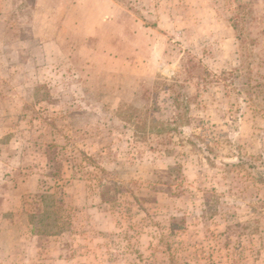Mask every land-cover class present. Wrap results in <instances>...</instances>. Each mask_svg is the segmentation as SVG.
<instances>
[{"label": "rangeland", "instance_id": "obj_1", "mask_svg": "<svg viewBox=\"0 0 264 264\" xmlns=\"http://www.w3.org/2000/svg\"><path fill=\"white\" fill-rule=\"evenodd\" d=\"M0 264H264V0H0Z\"/></svg>", "mask_w": 264, "mask_h": 264}, {"label": "trees", "instance_id": "obj_2", "mask_svg": "<svg viewBox=\"0 0 264 264\" xmlns=\"http://www.w3.org/2000/svg\"><path fill=\"white\" fill-rule=\"evenodd\" d=\"M192 69H193V65H192ZM176 103L178 102L176 101ZM52 197L53 196L51 194L46 192L32 195V198H36V200L39 199V201H34L33 212H30L31 224L33 227V231L36 233L37 232L48 233L44 229L46 227L45 225L49 223V221L47 220H49L57 212L56 208L54 207L55 203ZM45 221H47L46 224ZM51 233L56 234V232H52V231Z\"/></svg>", "mask_w": 264, "mask_h": 264}]
</instances>
